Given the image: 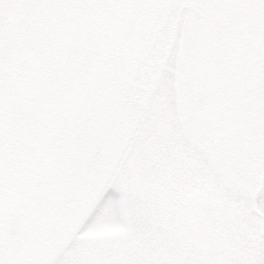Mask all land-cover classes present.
Returning <instances> with one entry per match:
<instances>
[{"label": "rangeland", "instance_id": "374dc122", "mask_svg": "<svg viewBox=\"0 0 264 264\" xmlns=\"http://www.w3.org/2000/svg\"><path fill=\"white\" fill-rule=\"evenodd\" d=\"M128 1L0 0V244L45 211L2 264H264V0H156L158 89L103 88ZM97 96L140 123L114 168L122 138L77 135Z\"/></svg>", "mask_w": 264, "mask_h": 264}, {"label": "flooded vegetation", "instance_id": "af4514ba", "mask_svg": "<svg viewBox=\"0 0 264 264\" xmlns=\"http://www.w3.org/2000/svg\"><path fill=\"white\" fill-rule=\"evenodd\" d=\"M131 4L132 0H129L127 2V12L125 13V18H123L122 23L119 27L121 29V32L118 35V38L115 39L114 45L112 47L110 64H108L106 70V83L103 85V88L110 85L112 80H119L121 76H123L124 78H128L133 72L139 73V77L136 76L135 78L138 79V83L140 84L138 88H141L143 86H141V83L144 84L147 80L146 75L149 74V76H152L155 64H157L159 68L158 75L152 87V89L156 90L158 89L159 81L162 78V61L159 60L158 55L160 52L162 54L163 47H156L155 51H157V53L153 54V59L149 60V62L147 63V67L140 69H138V67L140 63L144 62L143 60L145 59V57L146 60L150 57L151 53H149V49L152 47V44H154L156 41L158 42L159 36H157V33L154 32L159 33L160 30L157 29L156 31H154V28L157 26V22L162 18V16H164L162 12L163 9L158 6L156 0H138V2L133 7H131ZM182 9H188L195 12L196 14H200L199 9L195 6H188V8L183 6ZM181 12L183 13V11ZM176 38L177 34L174 30L172 31L170 45L164 50L166 52V61H168L170 58V51L175 48ZM161 41L165 40L163 39ZM142 89H144L145 93L148 92L147 87L144 86ZM114 97L115 95L113 94L112 98ZM104 100L105 99H102L101 102H103ZM101 102L99 97L97 96L94 103L91 104L89 112L85 115L83 120H81L82 130H78L77 135L81 136L83 134L87 139H91V146H93L95 140L99 138L100 145L102 146L103 150L107 152L104 157L111 156L110 158H108V161L106 159V163H109V160L113 156L114 152H112V150L114 149L115 139L122 138L123 145L121 146L120 152L117 156L118 159L112 161V168H114L118 161L121 160L124 153H126V151L128 150V147L131 145L133 138L136 137V135L140 132V123L139 125L138 123H134L132 125V119L126 118L124 123H131V127L125 126L123 127V130L112 131L111 123L113 122L114 118H110V115L107 114L108 112H105L104 109L101 108ZM120 113L121 112L119 111V113H115V115H119ZM120 117H122V115H120ZM124 159L126 160V158ZM111 171H113V169H111ZM56 175L57 177L55 178ZM64 176L65 175L62 173V170L55 171L54 173H52L51 179L61 180ZM44 212L45 211L41 210L35 212L36 216H34V219L44 216ZM28 219L29 212H27L26 221ZM34 219L31 224L29 223V225H26V223H24V227L28 230V232L24 235V239L20 244V248L25 244L24 242H26L27 239L34 234L36 230ZM3 230L4 235V227ZM4 240L5 241L2 240L1 243L7 242L8 238L6 234Z\"/></svg>", "mask_w": 264, "mask_h": 264}, {"label": "water", "instance_id": "95a60500", "mask_svg": "<svg viewBox=\"0 0 264 264\" xmlns=\"http://www.w3.org/2000/svg\"><path fill=\"white\" fill-rule=\"evenodd\" d=\"M138 0H132L131 7H133ZM28 209V201L24 200L20 202L18 209L13 212L6 225V234L9 242L0 245V264L2 258L5 256V250L10 249L13 246L14 251L19 248L20 242L23 240V236L27 233V229L23 228V222L26 219L25 211ZM215 211L218 215L222 214L223 208L216 207Z\"/></svg>", "mask_w": 264, "mask_h": 264}]
</instances>
